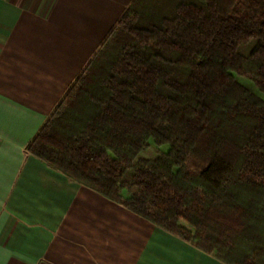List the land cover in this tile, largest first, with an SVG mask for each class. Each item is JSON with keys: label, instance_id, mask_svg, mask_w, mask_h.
Here are the masks:
<instances>
[{"label": "trees", "instance_id": "16d2710c", "mask_svg": "<svg viewBox=\"0 0 264 264\" xmlns=\"http://www.w3.org/2000/svg\"><path fill=\"white\" fill-rule=\"evenodd\" d=\"M27 151L226 264H264V0H132Z\"/></svg>", "mask_w": 264, "mask_h": 264}, {"label": "crops", "instance_id": "0c3cea01", "mask_svg": "<svg viewBox=\"0 0 264 264\" xmlns=\"http://www.w3.org/2000/svg\"><path fill=\"white\" fill-rule=\"evenodd\" d=\"M132 0H0V264H226L27 151Z\"/></svg>", "mask_w": 264, "mask_h": 264}]
</instances>
